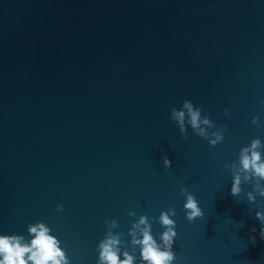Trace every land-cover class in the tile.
<instances>
[{"label":"water","instance_id":"1","mask_svg":"<svg viewBox=\"0 0 264 264\" xmlns=\"http://www.w3.org/2000/svg\"><path fill=\"white\" fill-rule=\"evenodd\" d=\"M185 99L223 143L180 136L169 112ZM261 99L264 0H0V232L43 221L94 264L106 220L126 231L129 210L173 207L174 264H264L250 185L229 195L224 167L264 142ZM181 185L204 213L191 223Z\"/></svg>","mask_w":264,"mask_h":264},{"label":"clouds","instance_id":"2","mask_svg":"<svg viewBox=\"0 0 264 264\" xmlns=\"http://www.w3.org/2000/svg\"><path fill=\"white\" fill-rule=\"evenodd\" d=\"M260 103L264 104V99ZM223 114L229 115L227 108L223 109ZM169 119L175 122L181 137L190 129L210 147L223 143L228 131L223 124L215 125L207 113L202 114L200 106H194L188 99L183 100L179 108L170 110ZM258 119L252 116L250 124L259 130L262 125ZM212 159L217 157L213 155ZM161 163L164 169L171 167L167 155L161 156ZM224 167L230 173L229 195L238 198L242 193L241 186L250 185V190L243 192L244 199L248 205L255 204L253 215L260 224L258 237L264 241V142L259 137L250 138L239 147L235 159L226 162ZM179 195L183 198L181 211L186 221L191 223L203 217L196 197L183 185L179 187ZM61 208L62 205H57L56 211ZM127 215L131 219L126 231H116L118 224L115 219L104 222L103 235L94 248V264H174L176 253L173 245L177 232L173 217L176 210L167 207L155 217L137 215L134 210H129ZM153 220L160 228L155 234ZM235 225L240 228L243 222ZM256 239V236L249 235L248 243L255 246ZM67 248V243L40 220L28 223L22 233L0 232V264H73Z\"/></svg>","mask_w":264,"mask_h":264}]
</instances>
